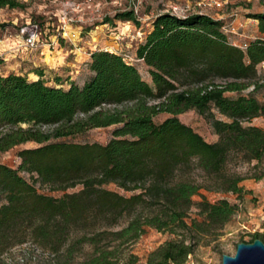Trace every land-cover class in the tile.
Listing matches in <instances>:
<instances>
[{
	"label": "trees",
	"instance_id": "1",
	"mask_svg": "<svg viewBox=\"0 0 264 264\" xmlns=\"http://www.w3.org/2000/svg\"><path fill=\"white\" fill-rule=\"evenodd\" d=\"M24 6L0 0V10ZM247 16L257 19L261 36L241 48L229 41L222 19L156 14L136 48L151 83L121 54L105 49L91 51L88 78L81 85L71 81L66 89L47 85L41 71L33 80L0 72V153L38 144L17 152V168L0 163V256L30 241L53 256L52 264H135L136 255L126 248L149 226L182 237L159 244L145 264H181L200 238L222 234L238 211L235 202L202 196L196 203L202 220L187 218L201 188L232 192L238 199L249 192L240 185L242 176L224 171L230 153L245 161L264 159V128L243 124L264 117V99L254 95L264 85L256 68L264 61V11ZM114 18L138 22L131 9ZM189 109L210 123L216 141L178 118ZM161 113L168 116L155 122ZM107 126L114 128L105 143L61 140ZM193 162L209 183L175 179ZM263 176L264 169L253 177ZM125 215L126 225L110 230ZM106 235L112 237L102 243ZM256 238L264 242V231L246 242ZM84 245L92 251L74 261L73 253Z\"/></svg>",
	"mask_w": 264,
	"mask_h": 264
},
{
	"label": "rangeland",
	"instance_id": "2",
	"mask_svg": "<svg viewBox=\"0 0 264 264\" xmlns=\"http://www.w3.org/2000/svg\"><path fill=\"white\" fill-rule=\"evenodd\" d=\"M25 6L19 8H2L0 10V72L2 74L17 73L26 76L29 80L37 79V72H42V79L47 85L58 86L64 89L68 88L71 81L81 85L89 76L87 67L75 60L80 48L82 57L89 56L88 52L103 48L116 53H128L134 56L136 48L140 43L139 39L131 37L135 35L137 29L144 32L151 27V21L155 14L162 8L172 3L184 4L194 3L196 0H20ZM223 6L219 8L205 7V12L212 16L216 13L223 14L221 18L224 21L228 39L237 45H244L257 36L252 25V20L248 19V13L264 10V3L259 0H221ZM66 2H77L80 4V12L71 11L66 6ZM133 3L138 6V22L131 20H119L114 18L115 14L130 10ZM65 12L70 15L82 17V21L73 22L67 26L71 42L59 34L61 28L60 18ZM106 18H113L112 21H106ZM238 19V21H234ZM33 24H37L44 41L53 40V47L44 45L38 47V53L34 57L22 52L14 57L3 54L7 46L13 45L14 40L21 39ZM24 29V33L21 30ZM121 34L117 38V34ZM142 36V40L144 38ZM73 43V44H72ZM52 50V54L47 51ZM3 50V51H2ZM45 54L41 55V51ZM64 56V57H63ZM4 57L6 59H4ZM81 57V58H82ZM81 60V59H80ZM74 61L75 66L68 65V62ZM133 64L138 69L141 77L151 83L148 73V67L143 61H134ZM257 77L264 79V67L257 65ZM77 70V71H76ZM72 71V72H71ZM246 94V91L242 92ZM227 96L236 97L237 92H226ZM254 95L259 99H264V85L259 86ZM216 117L225 119L213 109ZM168 116L167 113H161L154 117L155 122H160ZM178 118L185 124L191 126L195 131L201 134L204 139L210 142L217 140L218 136L214 133L210 123L194 109H189L178 114ZM243 124H251L264 128V117H255L250 121H244ZM114 126L91 128L83 134L72 137L61 138L74 142H99L105 143L112 137ZM35 142H26L17 145L8 151L0 153V163L10 167L17 168L20 158L17 152L22 148L36 147ZM264 169V159L260 162L256 160L245 161L240 154L230 153L224 166V171L228 174H236L243 177L240 185L249 192L244 193L241 199L232 192H222L213 189L201 188L199 193L192 196L194 204L190 208L187 221L192 218L202 220L203 215L199 213L196 203L204 196L208 201L215 202L219 199H227L230 202L238 204V211L233 218L222 229V234L217 238L211 236L200 238L195 246L194 252L189 255L181 264H222V255H233L236 245L242 241H248L255 232H263L264 225V176L261 179H255L253 176L259 174ZM20 174L31 180L30 174L26 171H20ZM176 180H193L197 183H209V179L204 172L192 163L190 168L177 173ZM115 189L124 195V192L118 189L114 184L107 186ZM40 191L53 196H60L61 191H50L47 188L39 187ZM79 186L69 188L67 191H76ZM129 215L120 219L119 223L111 227L110 230H117L126 225ZM102 237V243L107 242L112 237L106 235ZM182 235L168 232L157 231L153 227L146 226L145 232L126 248L137 257L135 264H145L150 251L166 240H175ZM104 238V239H103ZM186 242L189 239L186 238ZM92 251L91 246L84 245L80 251L73 253L74 261L80 260ZM53 256L47 251H43L30 241L18 244L0 256V264H52Z\"/></svg>",
	"mask_w": 264,
	"mask_h": 264
},
{
	"label": "built area",
	"instance_id": "3",
	"mask_svg": "<svg viewBox=\"0 0 264 264\" xmlns=\"http://www.w3.org/2000/svg\"><path fill=\"white\" fill-rule=\"evenodd\" d=\"M66 6L70 8L71 11H77L80 12L81 8H80V4L77 2H66ZM223 6V1L221 0H196L194 1L193 4H191L190 2L184 3V4H180V3H172L169 4L168 6H166L165 8L160 9L156 14L161 13V12H169L171 14H174L176 16H180V17H185L189 14L192 13H205L208 14L207 12H205V10L203 8L205 7H215V8H219ZM131 10H133L134 15L136 17V20H139V15H138V6L137 4L133 3V6L131 8ZM70 12H65L62 17L60 18V23H61V28L59 30V34L61 35V37L67 39L71 42V38L69 36L68 33V29L67 26H69V24L73 23V22H78V21H82V17H77V15H70ZM155 14V15H156ZM210 15V14H208ZM223 31H227L228 29H226V26L223 25L222 27ZM21 33H24V29L21 30ZM144 35V32L141 31L140 29H137L135 32V35H131V37H134L137 39H139V41H142V36ZM121 34H117V38H120ZM73 44V43H72ZM234 45H237L236 43H233ZM47 45L49 46V48L53 47V40L51 41H44L43 40V36L41 34V30H39L38 25L37 24H33L30 28V31H28V33L26 34V36H24L23 38L19 39V46H25L27 48H38L40 46H44ZM241 48H245V44L244 45H237ZM76 50H80V48L74 46ZM105 50H108L105 48ZM91 52H88V55L90 56ZM122 55L123 59L128 62L133 64L134 61H143L142 58H138L136 56V53L134 54V56H131L128 53H119ZM259 65H261L262 67H264V61H262L261 63H259ZM253 88V86H250L248 88V90H251Z\"/></svg>",
	"mask_w": 264,
	"mask_h": 264
},
{
	"label": "water",
	"instance_id": "4",
	"mask_svg": "<svg viewBox=\"0 0 264 264\" xmlns=\"http://www.w3.org/2000/svg\"><path fill=\"white\" fill-rule=\"evenodd\" d=\"M222 264H264V242L256 238L237 243L233 255H222Z\"/></svg>",
	"mask_w": 264,
	"mask_h": 264
},
{
	"label": "crops",
	"instance_id": "5",
	"mask_svg": "<svg viewBox=\"0 0 264 264\" xmlns=\"http://www.w3.org/2000/svg\"><path fill=\"white\" fill-rule=\"evenodd\" d=\"M264 11V10H263ZM259 12H262V11H259ZM208 13V12H207ZM209 14V13H208ZM211 15V14H210ZM216 15H217V17L216 16H212V17H214V18H221L222 17V15L223 14H219V13H216ZM248 19H251L253 22H252V25H253V27H254V29H255V32L257 33V36H255L254 38H256V37H259V36H261V34L259 33V31H258V29H257V19H253V18H248ZM234 21H238V19H235ZM14 44L11 46V45H9V46H7V48H5L4 49V51H3V54H8L10 57H14L15 55H18L19 56V54L20 53H22V52H27V53H29V54H31L33 57H34V55L36 54V53H38L37 51H38V49L37 48H27V47H25V46H19V39H16V40H14V42H13ZM99 49H103V48H99ZM47 51L50 53V54H52V50H50L49 48H47ZM33 52L35 53V54H33ZM77 53V55H76V57H75V60H77V61H80V62H84V66L85 67H87V69H88V63H89V61H90V56H85V57H82V55H81V51H78V52H76ZM41 55H44L45 54V50H42L41 51V53H40ZM64 57V56H63ZM82 57V58H81ZM4 59H6L5 57H4ZM81 59V60H80ZM68 65H70V66H75V63H74V61H72V62H68ZM77 71V70H76ZM88 71H89V74H90V70L88 69ZM72 72V71H71Z\"/></svg>",
	"mask_w": 264,
	"mask_h": 264
}]
</instances>
